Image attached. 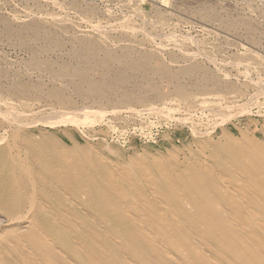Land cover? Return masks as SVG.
Wrapping results in <instances>:
<instances>
[{
    "label": "rangeland",
    "instance_id": "1",
    "mask_svg": "<svg viewBox=\"0 0 264 264\" xmlns=\"http://www.w3.org/2000/svg\"><path fill=\"white\" fill-rule=\"evenodd\" d=\"M0 32V149L22 120L110 165L182 164L227 136L264 145V0H0Z\"/></svg>",
    "mask_w": 264,
    "mask_h": 264
},
{
    "label": "bare ground",
    "instance_id": "2",
    "mask_svg": "<svg viewBox=\"0 0 264 264\" xmlns=\"http://www.w3.org/2000/svg\"><path fill=\"white\" fill-rule=\"evenodd\" d=\"M90 54H78L87 66ZM83 82L105 98V84ZM25 123L0 149V213L9 221L0 264H264V145L253 138L227 136L182 164L110 165L102 153L38 141Z\"/></svg>",
    "mask_w": 264,
    "mask_h": 264
}]
</instances>
